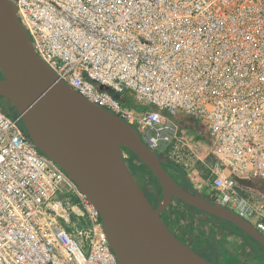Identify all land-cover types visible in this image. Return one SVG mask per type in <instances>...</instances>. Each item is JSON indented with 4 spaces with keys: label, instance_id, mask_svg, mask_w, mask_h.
Masks as SVG:
<instances>
[{
    "label": "built area",
    "instance_id": "obj_1",
    "mask_svg": "<svg viewBox=\"0 0 264 264\" xmlns=\"http://www.w3.org/2000/svg\"><path fill=\"white\" fill-rule=\"evenodd\" d=\"M13 1L60 81L166 162L213 159L201 194L264 234L263 202L236 180L264 179V0ZM21 122L0 104V264H118L98 211Z\"/></svg>",
    "mask_w": 264,
    "mask_h": 264
},
{
    "label": "water",
    "instance_id": "obj_2",
    "mask_svg": "<svg viewBox=\"0 0 264 264\" xmlns=\"http://www.w3.org/2000/svg\"><path fill=\"white\" fill-rule=\"evenodd\" d=\"M0 98L21 117L33 143L64 169L98 211L118 264H214L164 222L162 214L173 200L230 222L264 250V234L257 227L201 193L189 192L132 125L60 81L38 57L13 0H0ZM124 150L162 187L155 206ZM236 180L252 187V180Z\"/></svg>",
    "mask_w": 264,
    "mask_h": 264
},
{
    "label": "crops",
    "instance_id": "obj_3",
    "mask_svg": "<svg viewBox=\"0 0 264 264\" xmlns=\"http://www.w3.org/2000/svg\"><path fill=\"white\" fill-rule=\"evenodd\" d=\"M189 182L195 188L194 183ZM247 190L260 194L253 187L247 186ZM182 211L190 212L192 216L184 215ZM162 218L178 239L214 264H264V250L242 231L179 200L172 201Z\"/></svg>",
    "mask_w": 264,
    "mask_h": 264
},
{
    "label": "rangeland",
    "instance_id": "obj_4",
    "mask_svg": "<svg viewBox=\"0 0 264 264\" xmlns=\"http://www.w3.org/2000/svg\"><path fill=\"white\" fill-rule=\"evenodd\" d=\"M4 101V100H3ZM3 106L5 109L9 107V104L4 101ZM20 127L23 131L25 130V127L23 123H20ZM201 155L205 156V153H201ZM124 156L125 160L127 161V164L129 165L132 173L134 174L135 178L137 179L138 183L141 185V187L145 190V192L149 195V193L154 189L157 193V199L155 201V204L158 203L160 199V188L157 185V182L151 172L146 168V166L139 161L133 154H131L129 151L124 150ZM214 160L213 159H208L207 164L209 167L203 166V165H197L194 168H182L183 172H185L186 178L190 181L189 176L193 180V183L195 185V189L198 190L200 193H204L206 191V187L208 183L210 182L212 178V169L214 167ZM171 172L176 176V178L180 181L183 182V176L171 169ZM156 184V185H155ZM249 195L253 196L255 199L263 200L264 201V196L261 194H264V192H260V194L256 192H248ZM151 203H153V199L150 198ZM182 213L185 215L192 216L190 212L187 211H182ZM195 218V217H193Z\"/></svg>",
    "mask_w": 264,
    "mask_h": 264
},
{
    "label": "trees",
    "instance_id": "obj_5",
    "mask_svg": "<svg viewBox=\"0 0 264 264\" xmlns=\"http://www.w3.org/2000/svg\"><path fill=\"white\" fill-rule=\"evenodd\" d=\"M12 109V108H11ZM137 158V157H136ZM164 166L166 167V169L171 173V175L174 177V174L171 172V169L172 170H175V171H177V172H179L182 176H183V182H178V183H180L181 185H183L184 187H186V189H188L189 190V192H191L192 194H196V193H200L198 190H196L195 188H194V186L189 182V180L186 178V176H185V172H183V169L181 168V167H179V166H176V165H173L172 163H170V162H166L165 164H164ZM175 178V177H174ZM156 180V179H155ZM176 180V179H175ZM156 182H157V185L159 186V188H160V199H161V197H162V194H163V190H162V187L160 186V184L158 183V181L156 180ZM156 185V184H155ZM252 187L254 188V189H257V190H259L260 192H264V179H254L253 180V182H252ZM146 193V192H145ZM147 195V197H148V199L150 200V198L151 199H153V203H154V206L156 205L155 204V201H156V199H157V193H156V191L153 189L150 193H149V195L148 194H146ZM204 196V195H203ZM205 197V196H204ZM206 199H208L207 197H205ZM159 199V200H160ZM209 201H211L210 199H208ZM151 202V201H150ZM212 202V201H211ZM213 203V202H212ZM153 205V204H152ZM213 217H215V216H213ZM217 218V217H216ZM217 219H220V218H217ZM221 221H223L224 223H226V224H228V225H231V226H233L234 228H236V229H238L239 230V228H237L236 226H234L233 224H231L230 222H228V221H225V220H223V219H220ZM263 249V248H262Z\"/></svg>",
    "mask_w": 264,
    "mask_h": 264
},
{
    "label": "flooded vegetation",
    "instance_id": "obj_6",
    "mask_svg": "<svg viewBox=\"0 0 264 264\" xmlns=\"http://www.w3.org/2000/svg\"><path fill=\"white\" fill-rule=\"evenodd\" d=\"M0 104H1V105H4V101H3V99H1V98H0Z\"/></svg>",
    "mask_w": 264,
    "mask_h": 264
}]
</instances>
